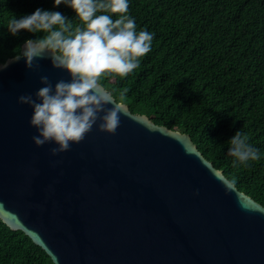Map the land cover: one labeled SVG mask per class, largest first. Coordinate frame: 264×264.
Listing matches in <instances>:
<instances>
[{
  "label": "water",
  "instance_id": "95a60500",
  "mask_svg": "<svg viewBox=\"0 0 264 264\" xmlns=\"http://www.w3.org/2000/svg\"><path fill=\"white\" fill-rule=\"evenodd\" d=\"M36 64L0 71V219L11 230L54 264H264V206L236 185L226 193L191 135L113 96L128 112L114 135L98 121L68 152L37 147L18 98L35 99L42 76L53 87L71 76Z\"/></svg>",
  "mask_w": 264,
  "mask_h": 264
},
{
  "label": "trees",
  "instance_id": "16d2710c",
  "mask_svg": "<svg viewBox=\"0 0 264 264\" xmlns=\"http://www.w3.org/2000/svg\"><path fill=\"white\" fill-rule=\"evenodd\" d=\"M137 33L154 34L151 51L126 77L102 84L132 112L191 135L203 155L238 189L264 206V0H128ZM37 9L60 12L83 27L75 11L55 0H0V63L19 55L28 39L7 23ZM99 14V13H98ZM111 18L120 14L108 13ZM124 89L123 99L120 92ZM248 135L260 159L233 167L229 141ZM0 264H54L22 231L0 219Z\"/></svg>",
  "mask_w": 264,
  "mask_h": 264
},
{
  "label": "clouds",
  "instance_id": "9594fccd",
  "mask_svg": "<svg viewBox=\"0 0 264 264\" xmlns=\"http://www.w3.org/2000/svg\"><path fill=\"white\" fill-rule=\"evenodd\" d=\"M61 3H67L75 11L83 27L73 28L72 21L62 13L43 9L20 18L13 15L7 23L13 36L21 30L44 35L26 40L19 55L0 64L3 71L23 58L32 69L34 64L39 67L37 60L50 59L55 69L70 74V81L61 79L55 87L47 76H42L43 86L35 99L30 94L18 98L20 104L33 109L30 123L38 132L33 142L37 147L55 143L57 147L51 149L53 156L81 143L98 121L100 132L116 133L121 116L128 112L99 81L105 74L126 77L137 69L140 58L151 51L154 37L146 29L137 33L135 19L127 14L128 0H55L56 6ZM108 13L120 15L114 21ZM127 91L120 92L122 99ZM110 104L113 107L107 108ZM229 144L228 155L235 158L233 167L260 159L259 150L242 131H237ZM212 172L226 193L235 191L234 178L216 170Z\"/></svg>",
  "mask_w": 264,
  "mask_h": 264
},
{
  "label": "rangeland",
  "instance_id": "374dc122",
  "mask_svg": "<svg viewBox=\"0 0 264 264\" xmlns=\"http://www.w3.org/2000/svg\"><path fill=\"white\" fill-rule=\"evenodd\" d=\"M147 115V113H145Z\"/></svg>",
  "mask_w": 264,
  "mask_h": 264
}]
</instances>
